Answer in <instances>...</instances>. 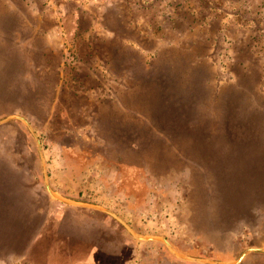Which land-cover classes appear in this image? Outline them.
Masks as SVG:
<instances>
[{
    "label": "rangeland",
    "instance_id": "374dc122",
    "mask_svg": "<svg viewBox=\"0 0 264 264\" xmlns=\"http://www.w3.org/2000/svg\"><path fill=\"white\" fill-rule=\"evenodd\" d=\"M186 35L200 54L188 66L175 61L189 62ZM116 48L155 61L163 84L157 125L126 134L163 142L139 163L93 127L117 91L127 96ZM60 99L73 137L50 121ZM14 113L39 134L57 193L104 205L187 256L234 261L264 246V0H0V119ZM0 264L212 263L50 196L35 138L11 119L0 125ZM236 264H264V252Z\"/></svg>",
    "mask_w": 264,
    "mask_h": 264
},
{
    "label": "trees",
    "instance_id": "16d2710c",
    "mask_svg": "<svg viewBox=\"0 0 264 264\" xmlns=\"http://www.w3.org/2000/svg\"><path fill=\"white\" fill-rule=\"evenodd\" d=\"M189 13L190 12H187L185 9H183L181 11L182 17L180 18L185 19L187 17V14L189 15ZM168 18L172 20L174 18H177V16L176 15L173 16L171 14V16H168ZM190 33H195V32H190ZM189 36H192V35H186L187 42L189 44L188 50L190 49L189 50L190 55L187 56L189 62L187 63V60H175L176 63H181V62L186 61L185 66H188L189 64L191 65L194 61V58H198L200 55V54L199 55L197 54V50L192 49L193 46L197 44L198 39L191 38L192 39L191 40ZM119 49L120 48H116V50H113L112 61H114L115 63L119 57L123 59V61H125L126 59V62L125 63L123 62V63H124V67L127 68L128 74H129V77H128L129 85H128V82H126L125 84L126 89H124L127 96H125V99L124 97L120 98L119 94L121 91H117L116 92L117 99L116 101L112 99V105L109 108V112L106 113L104 109L102 108L103 109L102 115L99 116L98 119H96V123L93 124L92 119L90 121L88 119L89 122L87 123V125L93 124V127H95V129H98V131H100L99 133L102 134V136H104L103 138L101 137L102 140H104L103 144L108 142L106 140V136L107 137L108 135L111 136L112 138L111 144L116 148V150L114 151L117 152V149H120V148L124 149V156H127L128 158L130 157V159H132L133 157V159L137 160L139 163V162H142L143 160L142 158L144 154L150 152L149 148H153V146L155 145L158 149H161L163 142H161L162 140L152 138L151 137L152 134H151L150 137L152 138L151 141H153V143H151L150 141V144L146 146L145 143H142V142L139 143V142H136L135 140H129L126 134H128L129 132H132L133 130H138V129L141 132V129H142L143 135L146 136L145 129H148L149 127L150 128L149 133H150L152 131L151 129L157 125L158 122H156V119H154L152 117L153 115L151 116L150 114H155V112H158V106L160 105V99L163 97V93L161 89L163 84L161 85L158 83L159 79H161L159 75L156 74V76H152L156 72V70L153 69L155 67L151 66V63L155 61H151V59L143 60V59L136 58L133 55V53L130 54L129 52L120 53ZM195 54L197 55V57H195L196 56ZM191 55H193L194 57L190 58ZM129 57L131 58L130 60H128ZM171 64L172 62H169V61L164 62V65H167V66H171ZM161 66H162L161 63H159L158 67H161ZM162 68L160 69V73L165 74L167 70L162 71ZM181 69L182 68H180L178 71L180 72ZM194 69L195 68H191L190 66L189 72L191 71V74H189V79H190V76L192 77V73ZM163 77L165 78L166 76L163 75ZM155 79L156 81H154ZM74 95L75 94L73 93L72 96ZM118 97L120 98L121 102L119 101ZM64 105L66 106V104H64V102H62L61 99L59 102H54L53 107H52L53 110L51 112L50 121L53 120L54 122L55 121L59 122L58 127H59V132L61 133V136L73 137L80 130L78 131L73 130L74 128L70 124L71 122L70 118L72 117V115L70 114V111L66 109ZM65 126L68 127V129H66ZM197 128H202V125H197ZM118 129H120L121 132L120 130L118 131ZM100 139H97V140H100ZM122 142L124 146L122 145ZM141 143H142V146H141ZM157 143H160L161 146L158 145ZM70 160L71 162L69 164L73 165L72 167L74 170H77V167L78 165H81L80 164L81 162H77L78 160L72 156ZM126 163H127L126 161L123 162V164H126Z\"/></svg>",
    "mask_w": 264,
    "mask_h": 264
},
{
    "label": "water",
    "instance_id": "95a60500",
    "mask_svg": "<svg viewBox=\"0 0 264 264\" xmlns=\"http://www.w3.org/2000/svg\"><path fill=\"white\" fill-rule=\"evenodd\" d=\"M11 119H18L22 123H24L25 126L30 131V133L32 134V136L35 138L36 144H37L38 153H39L41 164H42V169H43L44 184H45L47 192L53 198H55L57 200H60L61 202L65 203V204H71V205H76V206H84V207H90V208L102 210V211L106 212L107 214L113 216L134 237H136V238H138L140 240H160L168 247V249L173 254H175L176 256H178V257H180L182 259H185V260L198 261V262H207V263H212V264H236V263L240 262L249 252H252V251H263L264 252V246H251V247H248V248L244 249L243 252L239 255V257L236 260H234V261H223V260H215V259L203 258V257L187 256V255L181 253L172 244V242L165 236H162V235L145 236V235L140 234L121 215H119L117 212H115L114 210H112V209H110V208H108V207H106L104 205H101V204H98V203H93V202H87V201H77V200L65 197L64 195H61V194L57 193L53 189V187L51 185L50 177H49V170H48V165H47V160H46V157H45V154H44L42 141H41V138H40L39 134L37 133L36 129L34 128L33 124L30 122V120L26 116H24L22 114L14 113V114H9V115L1 118L0 119V125L3 124V123L8 122Z\"/></svg>",
    "mask_w": 264,
    "mask_h": 264
}]
</instances>
